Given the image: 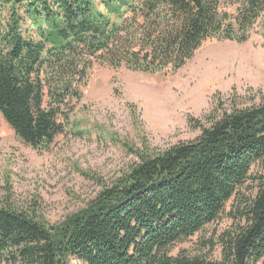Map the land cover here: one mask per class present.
Masks as SVG:
<instances>
[{
	"label": "trees",
	"instance_id": "16d2710c",
	"mask_svg": "<svg viewBox=\"0 0 264 264\" xmlns=\"http://www.w3.org/2000/svg\"><path fill=\"white\" fill-rule=\"evenodd\" d=\"M220 2L0 0V118L26 145L49 147L95 66L172 73L210 39L246 42L264 0H238L233 19ZM209 123L192 142L140 155L62 224L0 202V264H264V104ZM250 181L240 223L220 239L221 261L173 255Z\"/></svg>",
	"mask_w": 264,
	"mask_h": 264
},
{
	"label": "rangeland",
	"instance_id": "374dc122",
	"mask_svg": "<svg viewBox=\"0 0 264 264\" xmlns=\"http://www.w3.org/2000/svg\"><path fill=\"white\" fill-rule=\"evenodd\" d=\"M238 6L221 0L219 11L233 19ZM81 92L67 108V124L61 120L64 132L47 148L26 145L0 118V202L50 226L84 210L140 155L194 141L225 110L264 104V12L244 43L210 39L172 73L95 66ZM253 189L248 182L216 222L177 244L173 255L221 261L220 239L240 223L236 212Z\"/></svg>",
	"mask_w": 264,
	"mask_h": 264
}]
</instances>
